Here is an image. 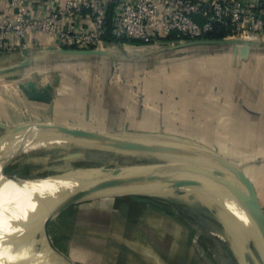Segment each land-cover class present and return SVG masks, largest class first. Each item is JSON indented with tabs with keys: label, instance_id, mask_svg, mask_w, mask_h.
Segmentation results:
<instances>
[{
	"label": "rangeland",
	"instance_id": "374dc122",
	"mask_svg": "<svg viewBox=\"0 0 264 264\" xmlns=\"http://www.w3.org/2000/svg\"><path fill=\"white\" fill-rule=\"evenodd\" d=\"M263 39L260 34L252 38L259 42ZM161 41L151 43L142 50L140 46L126 44L123 48L125 52L119 49L113 54L104 55L102 59L105 61L107 58L117 61L112 68L104 65L102 68L101 63H96L99 58L94 55H77L62 56L56 65L33 67L26 71L22 69V76L13 77L11 72L1 70L0 97L5 104L13 105L22 112L18 121L8 125L0 123V157L6 151L10 152L2 173L11 178L36 181L54 173L56 168L81 163L86 157L97 161H117L124 169L153 164L117 158L115 156L118 151L115 148L102 149L95 145L84 144L78 149L58 146L22 148V137L29 128L15 129L38 123L92 131L110 137L123 134L130 138L132 146L140 147L136 150L146 153L151 162L170 160L211 171L216 170L220 164L239 167L253 184L264 211V115L235 113L237 107L232 108L230 104L233 100L220 94L224 90H231L234 94L248 95V91L242 90L244 82H230L232 74H239L236 79L243 80L247 71L232 69L230 53H221L220 50L227 46L197 44L172 47L180 41ZM251 58L263 59L264 47L261 53H253ZM91 63L100 69L95 70L90 66ZM99 73L103 77L98 76ZM69 74L74 78H70ZM106 76L111 78L112 84L125 88L130 101L146 111L140 126L134 125L127 130L71 127L55 121L49 114L42 117L34 115L27 108L32 101L42 99L49 110L55 88H61L60 84L62 87L66 85L68 91L70 85L77 83L84 93H101ZM75 80L78 82L75 83ZM18 83L22 90L19 95L13 87ZM216 94L218 97L214 96ZM12 98L14 101L10 100ZM245 123H254V127L249 129ZM79 144L76 143V146ZM229 185L234 192L235 185L231 182ZM94 202L98 205L110 202L106 208L111 214V222L114 214L120 216L122 210H125L123 240L120 246L112 240L114 228L111 225L108 238L115 251H111V256L104 259L96 255L97 252H87L80 248L88 249L87 241L83 240L87 236L81 231L84 221H78L75 212L84 209L79 207L90 206ZM210 202L213 205L209 207L212 208L206 209L179 202L169 205L141 194L77 200L71 204V210H67L66 216L61 214L59 218H54L67 204L50 214L48 210L42 212L48 214L44 218L35 220L34 217L19 226L1 231L0 264H38V257L43 255L47 256L45 264H172L173 260V264H264V241L257 228L254 227L257 234L255 237L247 233L248 229H245L242 220L234 217L231 220L217 203ZM238 207L242 213L240 202ZM143 210L150 214L148 218H153L150 242L140 233L141 222H129L126 218V213H132L136 219L143 218ZM69 214L74 219L69 221ZM46 221L49 222L47 232L51 239L45 232ZM234 221L240 223L241 230ZM225 223L234 230L238 247L210 234L212 228L223 230ZM165 234L171 240L168 244L173 249H156L155 237ZM129 237L131 239L127 240ZM255 241H258V248ZM253 248H257L259 254L254 253Z\"/></svg>",
	"mask_w": 264,
	"mask_h": 264
},
{
	"label": "bare ground",
	"instance_id": "6f19581e",
	"mask_svg": "<svg viewBox=\"0 0 264 264\" xmlns=\"http://www.w3.org/2000/svg\"><path fill=\"white\" fill-rule=\"evenodd\" d=\"M19 87H21L20 84ZM118 135L110 137L90 132L89 139L83 140L60 131L52 132L29 128L23 135L20 146L22 148H25V146H58L69 149L77 147L78 149L84 144L95 145L102 149L115 148L118 151L115 157L118 156L117 158H123L128 161L142 163L171 162L170 160L151 162L146 153L139 152L131 147L133 143L130 138L123 134ZM76 143L79 145L76 146ZM9 153V151H6L0 157V232L19 226L34 217L35 220L44 218L46 214L42 212L48 210L47 212L50 214L60 209L61 205L64 206L72 200L109 195L141 194L166 204L179 202L206 209L212 208L209 207L213 205L210 202L211 200L217 203L223 212L228 213V217L231 220H233L232 217L236 220H242L241 223L245 226V229H248L247 233L257 237L254 229L256 225L253 221L250 205L247 202V195L241 180L235 170L227 166L218 165L217 172H213L220 181V184H217L194 177V175L180 168L169 167L148 171H134L132 169H124L125 167L120 166L117 161L108 159L97 161L86 157L81 163L69 164L63 168L55 167L54 173L33 181L25 178L7 177L2 173L1 169L6 164ZM229 182L235 185L234 192H232ZM206 184L207 186L205 187L204 185ZM70 197L75 198L68 199ZM238 202L242 206V213L238 207ZM234 222L238 223L235 225L241 230L240 223ZM46 223L47 221L44 225ZM45 232L47 237L51 239L46 227ZM209 232L220 240L232 242L235 246H239L234 230L226 223L223 230L212 228ZM255 243L258 248V241H255ZM257 248H253V250L254 253L259 254ZM38 258V264L47 262V256L45 255Z\"/></svg>",
	"mask_w": 264,
	"mask_h": 264
},
{
	"label": "crops",
	"instance_id": "0c3cea01",
	"mask_svg": "<svg viewBox=\"0 0 264 264\" xmlns=\"http://www.w3.org/2000/svg\"><path fill=\"white\" fill-rule=\"evenodd\" d=\"M242 1L243 4L247 7L257 6L259 4L260 6L264 7V0ZM64 2L65 0H27V8L29 13H32L34 15H44L51 9L63 6ZM10 13L11 9L7 1L0 0V19L1 17L9 15ZM77 19V25L82 28L89 27L91 25V19L87 14H82ZM198 19L199 21H201L200 18ZM261 35L264 37L263 33L260 34V36ZM53 41V37H49L48 35L43 33H33L20 42L9 39V41H7L6 43V47L0 50V71L2 70L5 72H11L13 77L16 75L22 76V73H20L22 69L26 71L33 67H46L56 65L62 56H77V54H68L61 52V50L64 49L76 48L59 47L55 45ZM255 41H257L258 43H254L250 47L249 55L246 59L235 58L234 47L231 45H224L227 47L220 48L221 53H230V66L232 67V69H234V71L235 68L247 71V73L245 74L247 76H245L243 80L236 79V77L240 76L239 74H232L230 82L236 80L237 82H244L245 87L242 88V90L248 91V95H244L243 93L234 94L231 92V90L229 92L228 90H224V93L220 92V94L222 96L224 95L225 98L233 100L232 102H230V104L232 105V108L237 107L235 113L240 112L247 115H264V78H262V76H264V58H251L253 53L262 52L264 47V39L262 40V42H259V40ZM148 45L149 44L142 43L141 45L134 46H140V50H142ZM94 56L99 58H97L98 61H96V63H101L102 68H104L103 65L112 68V66L117 64V61L113 58V60H109V58H107V61H105L102 59V57L105 56ZM221 60L222 59H219V61ZM221 62L224 61L222 60ZM88 63L89 62L87 61V64ZM90 66L96 68L95 70L100 69L99 66L97 67L95 65V67L94 63H91ZM106 70H109V68H107ZM68 76L70 78H74V76H71L70 74ZM98 76L103 77V74L99 73ZM104 81L105 83L103 85V90L101 93L82 92V87H80V85L76 83L78 82L76 80L75 85H70L71 87L69 91L67 90L66 85L62 87L60 84L59 87L61 88H55V95L52 100L51 106L49 107V110L47 109L46 103L42 99H38V101H32L27 108H29L32 113H35L34 115L42 117L49 114L53 116V119L55 121L65 125L69 124V126L71 127L76 126L79 128L98 130H105V128L127 130L131 129V126L134 125V127L140 126L139 124H141V122L143 121L144 115H146V111H144L143 108L139 107V105H134L130 101L129 97L125 93V88H123L121 85L112 84L111 78H109L108 76H106V79H104ZM100 85L101 83H99V86ZM13 87H15V91L18 95L22 93V90L19 87V83L15 84V86L13 85ZM214 96L218 97L217 94ZM10 100L14 101L13 98ZM21 113L22 112L20 110H17L13 105L5 104L3 99L0 97V123L3 122L8 125L7 123L18 121L21 118ZM248 124L245 123L247 128L252 129L251 127H254V123ZM262 126L264 127V121L262 123ZM95 203L96 202H94V204L90 206L79 207L84 209H77L75 212V216L79 219L78 221H84L81 231L86 234L87 237L83 240H86L88 244V249L82 248L80 246L79 247L83 250H86L87 252L89 250L93 253L97 252L96 255H99L102 259H104L111 256V251H115V247L110 246V241L108 238V233L111 225L114 228V231L111 233L113 235L112 240L117 244V246H120V243L123 240V233L125 232L126 228V224L124 221L125 210H122L120 216L114 214L115 216L113 217L111 222V214H109V211L106 208V205H109L110 202L101 205ZM71 207L72 205H69L64 208L55 218H59L58 216H60L61 214L63 216H66L67 210L69 209L68 212H70ZM145 211L146 210H143V218H138L140 220L134 218L132 216V213H126V218L127 220H129V222L140 221V225L142 226L140 233L143 234L142 236H146L147 241L150 242L152 229L151 223L153 218H148L150 214L145 213ZM72 219H74L73 215L69 214L68 220L70 221ZM75 233L76 232L72 234L74 235ZM167 236L168 235L165 234L161 237H155V240L157 241V245L155 247L156 249L157 247H160L163 250L166 249V251L173 249V247L171 245L169 246L168 244V242H170L171 240L168 239ZM130 239L131 238L129 237L127 240ZM69 251L71 252L72 250Z\"/></svg>",
	"mask_w": 264,
	"mask_h": 264
},
{
	"label": "built area",
	"instance_id": "2783aa9c",
	"mask_svg": "<svg viewBox=\"0 0 264 264\" xmlns=\"http://www.w3.org/2000/svg\"><path fill=\"white\" fill-rule=\"evenodd\" d=\"M5 1L11 13L0 19V50L9 39L20 42L33 33L53 37L59 47L101 49L109 54L120 49L118 44L124 48L127 42H119L122 39L144 44L169 35L168 43L205 39L214 23L228 27L225 38L251 40L264 34V7H247L242 0H65L63 6L44 15L29 13L27 0ZM82 14L90 17L89 27L77 25ZM107 34L114 40L106 39Z\"/></svg>",
	"mask_w": 264,
	"mask_h": 264
},
{
	"label": "water",
	"instance_id": "95a60500",
	"mask_svg": "<svg viewBox=\"0 0 264 264\" xmlns=\"http://www.w3.org/2000/svg\"><path fill=\"white\" fill-rule=\"evenodd\" d=\"M258 43L255 40H245L241 38H223V39H197V40H184L180 41V43L172 46V47H186V46H191V45H231L234 47L235 51V58L238 59H246L249 55V50L250 47L254 44ZM264 44V41H263ZM121 45L118 44V47L122 49L124 52L125 50L120 47ZM63 53H68V54H77V55H98V56H104V55H110L108 52L101 50V49H64L61 50ZM1 127V126H0ZM35 127L39 130H47V131H60L66 134L74 135L77 136L83 140L89 139V134L92 131H82L80 129H75V128H68V127H63L59 125H53V124H38V123H30L28 125H22L16 128L15 130H22L26 128H31ZM132 148L136 149H141L140 147L132 146ZM227 166L237 173L238 177L241 180L243 189L247 195V202L250 205V210L252 214L253 221L256 225V228L261 235L262 240L264 241V211L259 204L255 188L249 178L241 171L239 167L229 165V164H220ZM5 166V165H4ZM4 166L2 167L1 171L3 170ZM180 168L182 170H185L189 172L190 174L194 175V177L197 178H203L204 180H207L211 183H219L220 181L218 177H216L213 172H217L216 170L211 171L207 170L205 168H201L199 166H193L189 164H183V163H176V162H169V163H153V164H143V165H137L135 168L132 170L134 171H148V170H156V169H163V168ZM77 201V200H75ZM70 202L67 204L64 208L67 206L71 205L73 202ZM63 208V209H64ZM63 209H61L57 214H59ZM49 222L45 227H48ZM49 234V233H48ZM50 236V235H49ZM58 251V250H57Z\"/></svg>",
	"mask_w": 264,
	"mask_h": 264
},
{
	"label": "trees",
	"instance_id": "16d2710c",
	"mask_svg": "<svg viewBox=\"0 0 264 264\" xmlns=\"http://www.w3.org/2000/svg\"><path fill=\"white\" fill-rule=\"evenodd\" d=\"M263 5H264V2H263ZM111 11L108 12V15H107V28L109 29L110 28V17H111ZM229 34V29L228 27L222 25V24H219V23H214V28L211 32H209L208 34L205 35L204 38H207V39H223L225 38L227 35ZM105 38L106 39H109V40H114L110 34H107L105 35ZM172 38V35H169L168 37H166V39H171ZM165 39V40H166ZM119 42L121 43H124V42H127L129 44H133V45H141L142 42L138 41V40H125V39H122L120 40Z\"/></svg>",
	"mask_w": 264,
	"mask_h": 264
},
{
	"label": "flooded vegetation",
	"instance_id": "af4514ba",
	"mask_svg": "<svg viewBox=\"0 0 264 264\" xmlns=\"http://www.w3.org/2000/svg\"><path fill=\"white\" fill-rule=\"evenodd\" d=\"M173 262H174V260H173Z\"/></svg>",
	"mask_w": 264,
	"mask_h": 264
}]
</instances>
